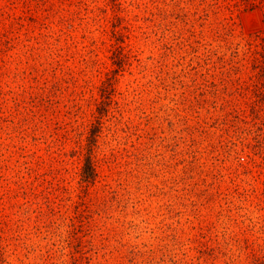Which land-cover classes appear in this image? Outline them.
Wrapping results in <instances>:
<instances>
[{"label": "rangeland", "instance_id": "374dc122", "mask_svg": "<svg viewBox=\"0 0 264 264\" xmlns=\"http://www.w3.org/2000/svg\"><path fill=\"white\" fill-rule=\"evenodd\" d=\"M0 264H264V0H0Z\"/></svg>", "mask_w": 264, "mask_h": 264}, {"label": "trees", "instance_id": "16d2710c", "mask_svg": "<svg viewBox=\"0 0 264 264\" xmlns=\"http://www.w3.org/2000/svg\"><path fill=\"white\" fill-rule=\"evenodd\" d=\"M88 150H91V148L88 147ZM95 174L96 171L93 164V160L90 152H88L84 158V163L82 167V178L85 181H92L95 177Z\"/></svg>", "mask_w": 264, "mask_h": 264}]
</instances>
